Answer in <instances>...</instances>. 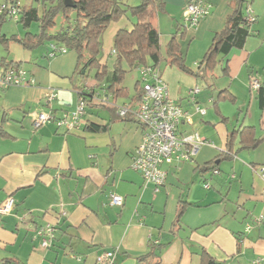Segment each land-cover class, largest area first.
I'll return each instance as SVG.
<instances>
[{
    "label": "crops",
    "instance_id": "0c3cea01",
    "mask_svg": "<svg viewBox=\"0 0 264 264\" xmlns=\"http://www.w3.org/2000/svg\"><path fill=\"white\" fill-rule=\"evenodd\" d=\"M139 1L127 0L130 5ZM162 1L161 11L151 18L162 52L175 34L185 64L196 71L232 5L204 0L210 14L185 27L183 14L190 0ZM248 6L256 21L243 47L228 54L227 71L222 61L200 79L166 61L159 65L169 96L190 114L191 122L178 124V137L196 132L208 143L190 160L163 164L167 179L157 189L131 167L142 128L132 116L117 117L111 106L118 99L97 87L93 74L85 87L107 96L109 104L97 105L93 98L95 104L73 132L53 120L35 128L33 120L40 112L58 116L75 108L78 57L74 51L48 56V44L29 50L8 43L6 55L0 54V75L5 61L20 62L34 83L0 85V202L11 196L15 204L0 219V264H108L97 260L105 251L114 252L109 264H208L203 252L215 264H251L257 257L264 264V180L258 173L264 165V110L247 82L255 76L264 83V0H251ZM134 21L128 13L110 22L102 48L106 43L112 50L116 31L131 29ZM195 86L200 91L193 103L189 90ZM50 88L56 97L46 104ZM86 122L106 129H85ZM244 128L250 134L240 143ZM250 137L261 141L250 146ZM229 140L233 155L226 153ZM210 161L217 173L202 169ZM188 183L192 188L185 190ZM111 192L124 197L122 205L110 204ZM180 197L186 203L174 226ZM47 223L57 226L56 239L43 248L31 233Z\"/></svg>",
    "mask_w": 264,
    "mask_h": 264
},
{
    "label": "trees",
    "instance_id": "16d2710c",
    "mask_svg": "<svg viewBox=\"0 0 264 264\" xmlns=\"http://www.w3.org/2000/svg\"><path fill=\"white\" fill-rule=\"evenodd\" d=\"M1 1L8 4L19 2V18L15 22L20 23L25 29L23 35L12 34L8 36L2 33V24L11 18L5 12L0 13V44L3 45L5 51H8V43L15 41L23 48L29 50L53 43L77 54L80 67L75 74L76 76H74L77 79L75 89L78 95H85L87 100L85 116L87 115L88 107L95 104L93 98L84 90L85 82L91 73H93V78L98 83L97 87L99 86L102 90L105 89L111 93L114 99L129 98L124 102L134 106L141 95V81L140 79L136 80L134 84L135 93L129 97L128 89L122 85L127 71L139 69L142 66H150L159 70V65L162 61H166L169 65L176 66L185 72L193 73L200 79H203L208 72L213 71L216 65L222 61L224 62L222 69L227 71L228 54L232 49L243 47L247 37L252 33L251 25L256 21L255 16L252 22H248L246 19L245 10L251 0H228L232 5V12L227 16L224 28L213 35L211 44L197 65V70L192 71L185 64V59L175 34L165 45L164 53L162 52L159 32L151 22L152 16L161 11L162 0H140L137 5H130L127 0H73L74 7L65 6L63 0H36V4H21L19 0ZM70 10L76 11L74 23L62 26L59 30L54 31L56 15L61 12L67 19ZM128 13L135 18L131 29L120 28L116 31L113 37L112 50L108 54L111 58L100 55L102 34L109 23L118 20L126 14L128 15ZM34 21L38 22L39 30L37 33L29 31ZM112 51L114 52L112 53ZM4 63V71L12 67H22L20 62L5 61ZM91 89L94 91L93 88ZM256 93L259 108L264 110V88H258ZM97 101V105H107V103L100 101L97 103ZM112 107L115 110L117 109L115 106ZM126 118L120 119L125 120ZM84 128L91 131H101L106 129V125L86 122ZM249 134V130L244 128L239 138L240 143L248 141ZM0 135H3L1 129ZM251 140L253 142L250 146H255L257 142L261 141L255 138H251ZM226 153L234 154L232 140H229ZM202 169H209L213 174L214 170L218 168L213 161H210ZM42 173L40 171L38 175ZM185 203L180 197L173 223L174 226L180 220ZM52 225L56 230L57 226ZM40 226L43 225L36 226L33 229L31 237L35 229ZM55 239L56 236L52 243H54ZM202 255L206 256L204 259L208 264L216 263L205 252Z\"/></svg>",
    "mask_w": 264,
    "mask_h": 264
},
{
    "label": "built area",
    "instance_id": "2783aa9c",
    "mask_svg": "<svg viewBox=\"0 0 264 264\" xmlns=\"http://www.w3.org/2000/svg\"><path fill=\"white\" fill-rule=\"evenodd\" d=\"M248 6V5H247ZM5 14L12 20L19 18V2L4 3L0 1V13ZM211 12L210 5L204 0H190L184 10V26L191 27L208 16ZM246 19L248 22L254 20V14L250 6L246 7ZM64 47L56 44H49L48 56H55L66 52ZM114 51H112L113 53ZM141 81V95L136 105L123 102L122 105H116V115L119 118L132 116L142 128V138L131 155V167L139 172L145 182L152 183L155 188L164 185L167 179V171L163 164H170L174 159L190 160L198 151L200 145L208 143V140L200 137L196 132L178 137L177 126L180 121L191 122L190 114L176 103L168 92V87L160 74V71L150 66L139 68ZM34 83V79L29 77L27 71L22 67H12L2 72L0 75V85H21ZM264 83L255 76L250 77V88L258 90ZM84 90L100 102L109 104L107 96H99L91 88L85 87ZM200 91L195 86L189 90V100L195 102V95ZM46 104L50 103L55 97L56 92L50 88L45 94ZM87 100L85 95L80 94L77 97L76 106L73 110L64 111L58 116H54L52 111L40 112L33 120L34 127H38L45 122L53 120L58 127H63L66 132H73L81 127L86 114ZM200 113L203 108L196 107ZM214 170V173H217ZM258 173L264 180V165L258 167ZM207 187L208 184L206 183ZM109 201L112 205L120 206L123 204L124 197L115 192L109 194ZM14 199L9 196L0 202V219L8 215L13 208ZM249 224L246 230L249 229ZM33 239L38 240L43 248H49L55 238V228L52 224H45L35 229ZM113 251H105L97 257L100 262H112ZM263 258L257 257L251 264H261Z\"/></svg>",
    "mask_w": 264,
    "mask_h": 264
},
{
    "label": "rangeland",
    "instance_id": "374dc122",
    "mask_svg": "<svg viewBox=\"0 0 264 264\" xmlns=\"http://www.w3.org/2000/svg\"><path fill=\"white\" fill-rule=\"evenodd\" d=\"M27 1L28 0H20L21 4L28 3ZM34 1L37 3L36 0H34ZM39 1H42V0H39ZM137 2H138V0H135V3H137ZM75 16H76V11L75 10H70L67 19H65L64 15L61 12H59L56 15V18H55V26H54L55 28H54V31L55 30H59L62 26H66L68 24H73L74 23V20H75ZM38 30H39L38 29V22L37 21H34L31 24V26L29 28V31H31L33 33H37ZM1 32L4 33V34H6V35H8V36H10L12 34H17V35L20 34V35H23L25 33V29H24V27L20 23H16L14 20H11L10 19V20H7L6 22H4L2 24V26H1ZM261 34L264 37V32H262ZM102 39H103L102 40V42H103L104 41V37L103 36H102ZM40 48H43V47L41 46V47H39V49ZM107 51H108V53L111 52L110 46H108L106 43H104L100 55L106 54ZM5 53H6V51H5L4 47H3V45L0 44V54H3L4 55ZM106 56H109V55H106ZM109 57L111 58V56H109ZM163 64H164V62L162 61L161 62V66ZM192 67H194V66L192 65ZM91 74H93V73H91ZM91 74L89 76L90 81L92 80ZM140 76L141 75H140L139 69H133V70L127 71L125 73V76H124V80L122 82V85H124L128 89V91H129V97L133 96V94L135 93L134 84H135V81H136L137 78L140 79ZM247 82L250 83L249 80ZM128 99L129 98H127V99L118 98V100L115 102V104L120 106V105H122L123 101H127ZM45 109H46L45 111L48 110L47 108H45ZM100 110H101L100 113L103 115L104 114L103 110L102 109H100ZM194 184L196 185L198 183H194ZM184 187H185V190H187L189 187L192 188V183H188V184L184 185ZM199 188L201 190H203V191L205 190L203 188V185L202 184H199Z\"/></svg>",
    "mask_w": 264,
    "mask_h": 264
},
{
    "label": "water",
    "instance_id": "95a60500",
    "mask_svg": "<svg viewBox=\"0 0 264 264\" xmlns=\"http://www.w3.org/2000/svg\"><path fill=\"white\" fill-rule=\"evenodd\" d=\"M63 3L67 7H74L73 0H63Z\"/></svg>",
    "mask_w": 264,
    "mask_h": 264
}]
</instances>
